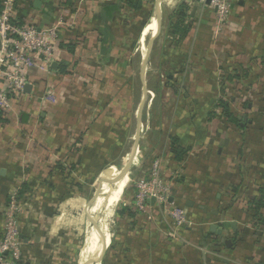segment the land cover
Here are the masks:
<instances>
[{
	"label": "crops",
	"instance_id": "crops-1",
	"mask_svg": "<svg viewBox=\"0 0 264 264\" xmlns=\"http://www.w3.org/2000/svg\"><path fill=\"white\" fill-rule=\"evenodd\" d=\"M172 1L159 6L160 32L146 64L155 81L149 87L145 73L143 111L149 107L147 136L162 152L171 137L189 148L181 163L169 154V168L177 171L171 202L186 210L191 225L174 239L165 236L172 228L170 216L154 201L129 228L116 209L108 231L107 213L120 202L133 175L109 186L100 183L98 205L90 215L94 195L77 194L53 170L80 140L83 149L74 161L83 191L108 165L97 182L118 176L113 169L127 155L124 145L143 127L136 117L140 69L157 32L155 0L149 14L131 11L121 0H71L63 8L57 0H17L21 23L37 29L63 23L55 69L27 71L30 87L0 122V238L7 197L20 189V261L87 264L99 257L104 242L101 264H264V207L251 203L264 197V0H231L228 21L219 30L207 5L191 6L193 27L179 43L165 36V23L177 4L188 0L169 6ZM164 3L169 11L162 15ZM241 69L249 72L246 78L226 80L237 124H224L213 110L221 94L220 75ZM168 72L177 93L160 84L153 92ZM246 91L250 98L243 100ZM49 92L55 103L43 104Z\"/></svg>",
	"mask_w": 264,
	"mask_h": 264
},
{
	"label": "built area",
	"instance_id": "built-area-1",
	"mask_svg": "<svg viewBox=\"0 0 264 264\" xmlns=\"http://www.w3.org/2000/svg\"><path fill=\"white\" fill-rule=\"evenodd\" d=\"M65 2L66 0H57L62 8L65 7ZM207 2L208 0H188L190 6L188 14H190L191 6L207 5L213 12L215 28L222 29L230 15L231 0ZM0 7V111L6 112L10 109L11 103L19 99L25 87L29 85L27 71L37 69L44 73L49 72L56 59L58 29L63 26V23L59 21L56 25L37 29L32 24L19 23L16 18L17 0H0ZM219 81L222 91L218 99L228 101L231 98L230 89L224 80L223 73ZM160 82L161 88H165L163 75L160 76ZM247 93L249 92L246 91L243 95V100L250 98ZM41 101L43 104L51 105L55 103V98L52 92H49L42 97ZM213 110L215 117L221 116L220 107L215 105ZM214 120L220 122L218 119ZM142 133L143 127L140 128L139 143L131 164L136 172L130 174L131 178L133 175L131 181L133 192L129 208L137 215L145 216L151 209V202L154 201L162 212L170 216L172 228L165 236L174 239L180 230L191 226L186 210L174 203L175 201L171 202L174 193L173 181L176 179L177 171L169 168V147L165 148L164 152L157 151L155 143L148 136L143 140ZM144 150H148V153H144L142 157ZM18 192L19 190L16 189L8 195L6 206L1 213L3 235L0 238V264H15L21 259L22 244L18 217L24 205L19 203ZM5 255L8 257L6 258Z\"/></svg>",
	"mask_w": 264,
	"mask_h": 264
},
{
	"label": "trees",
	"instance_id": "trees-1",
	"mask_svg": "<svg viewBox=\"0 0 264 264\" xmlns=\"http://www.w3.org/2000/svg\"><path fill=\"white\" fill-rule=\"evenodd\" d=\"M123 1V4L131 11L135 12H141L147 11L148 14L152 8L153 0H121ZM66 5L71 4V0H66L64 3ZM190 10L189 4H186L184 1H181L177 4L175 9L168 15L166 23H165V36H167L170 40L174 41L175 43H179L182 40H184L190 30L193 27V21H191V15L188 14V11ZM1 12V7H0ZM17 18V17H16ZM19 21V20H18ZM20 24H22L19 21ZM184 65L182 64L181 67ZM61 72H64V70H61ZM224 74V80L230 81L231 79H240V78H246L248 73L247 70H240L236 71L234 70L233 75L231 73L225 72ZM164 77V87L170 88L174 94L177 93L178 87H176L174 81L170 79L169 72L163 74ZM160 80L158 82L157 87H153V92H157L160 84ZM150 87V85H149ZM161 87V85H160ZM222 91V90H221ZM215 105L220 107V118L221 122L224 124H237V120L233 117V114L230 112L229 103L227 101H223L222 99H217ZM215 107V106H214ZM5 112L0 111V122H5L4 119H2V115ZM213 114V113H212ZM82 146L80 144V140L75 141L69 148L67 149V153L64 156L62 160H59L56 165H54V171L58 172L60 177L62 178L65 183L69 186H74V188L77 190V194H82V187L81 184L76 182L77 181V163L74 161L75 154H78L82 150ZM189 151V148H184L179 145V141L177 137H171L170 138V146H169V154L172 161L176 163H181L184 160L185 155ZM180 165V164H179ZM93 178V177H92ZM18 196L21 197L20 189H18ZM70 194V193H69ZM71 195V194H70ZM130 198V197H129ZM254 207H264V197L263 199H257L253 202ZM117 215L120 216V218L123 220V222H126V226L129 228L132 223H130L133 220H136L137 214L131 211V209L128 208H121L117 211ZM257 217V216H255ZM264 225V222L262 223ZM15 264H26L22 261H18Z\"/></svg>",
	"mask_w": 264,
	"mask_h": 264
},
{
	"label": "rangeland",
	"instance_id": "rangeland-1",
	"mask_svg": "<svg viewBox=\"0 0 264 264\" xmlns=\"http://www.w3.org/2000/svg\"><path fill=\"white\" fill-rule=\"evenodd\" d=\"M170 1H172V0H170ZM180 0H173L172 2H170V3H168V5L169 6H175L178 2H179ZM169 2V1H168ZM168 6L164 3L163 5H162V7H161V12H162V15H165V13L166 12H168L169 11V8H167ZM147 38V40H148V38H149V36H147L146 37ZM161 38V37H160ZM160 38H158L157 39V41L160 39ZM146 40V41H147ZM156 41V43H158ZM146 43V42H145ZM158 45H159V43H158ZM140 49V48H139ZM158 48L156 47V50H157ZM141 51V50H140ZM143 55L145 54V52H141ZM148 67H147V73H146V76H147V74H148V76H147V80H146V82H147V85H151L154 81H155V78L153 77V76H155V74H153V71H152V68H151V66H149V65H147ZM139 67H140V65H139ZM137 72H138V68H137ZM151 77H153V78H151ZM160 80V79H159ZM137 84H138V80H137ZM161 85V84H160ZM136 94H137V96H138V94H140L141 95V86L140 85H137V89H136ZM141 97V96H140ZM145 113V114H144ZM149 119H150V114H149V107H147L146 109H145V111H143V114H142V121H141V123H143V133H142V137H143V140H145L146 139V137H147V135L149 134V130H147V126H148V121H149ZM133 139H134V136L133 137H131L130 139H128V143L126 144V145H124V147H123V152H127L126 154L127 155H123L120 159L118 158V160L116 161V163H117V165H118V167H116L115 169H113L114 171H116V172H120V170H121V168L126 164V161H128V157H129V155H130V153H131V151H132V146H133ZM153 141V140H152ZM140 142H142V141H140ZM143 143H144V141H143ZM155 148H156V150L157 151H161V149H160V146H155ZM156 151V152H157ZM147 154L148 153V150H144L143 152H142V157H143V154ZM125 158V159H124ZM123 159H124V161H123ZM113 162V161H112ZM110 164V163H109ZM109 166L110 165H108V167H106V169L103 171L104 173H103V175L108 171V169H109ZM130 171H129V174H128V178L130 179V174L131 173H133V172H136L135 171V168H133L132 166H131V168L129 169ZM103 175H102V177H103ZM102 177H97L96 179L98 180V179H100V178H102ZM114 177H113V175L112 174H110V175H108L107 176V178H105V179H113ZM128 179V180H129ZM97 180L94 182V183H92V184H90L88 187H86V189H84V191L82 190V194H85V196H88V199H90L91 197H93V195L95 194L94 192H95V190H97L98 189V187L100 186V184H99V181L97 182ZM130 181V180H129ZM128 181V184H127V187H126V190H125V193H124V195H123V197H122V199L120 200V202L115 206V207H113V208H111L110 210H109V212L107 213V214H109V218H108V220H109V223H107V227H108V231L110 230L111 231V229H113V227H114V224H113V219H114V217H115V212L114 211H116V209H120V207H121V205H122V203L125 201V200H127V198H129L131 195H132V192H133V186H132V184H130V182ZM104 184H107V183H103V185ZM111 184V183H110ZM110 184H107L106 186H109ZM100 194V193H99ZM99 194H98V196H99ZM98 196H97V198H96V200H95V202L94 203H92V206H91V209L89 210V213H90V215H94V213H95V208H96V206L98 205ZM88 201V200H87ZM112 211H113V213H112ZM88 222L86 221L85 222V225H84V228H83V232H82V235H81V237H82V239H83V241H82V245L80 246V248L82 249L83 248V246H84V243H85V239H86V236H87V233H88Z\"/></svg>",
	"mask_w": 264,
	"mask_h": 264
},
{
	"label": "water",
	"instance_id": "water-1",
	"mask_svg": "<svg viewBox=\"0 0 264 264\" xmlns=\"http://www.w3.org/2000/svg\"><path fill=\"white\" fill-rule=\"evenodd\" d=\"M163 1H165V0H155L154 9H155V16H156L155 21H156V26H157V32L154 35V37H152L149 40V42H148V44L146 46L147 53H146L145 59L142 62L141 69H140V82H141V85H142V98H141V102H140V104L138 106V110L136 112L137 123L139 125H141L142 112L144 110L146 96H147V93H148L147 87H146V83H145L146 64H147V60H148V56H149V52L151 50L152 44H153L154 40L158 37L159 32H160L159 6H160V4ZM208 2H209V0H208ZM0 49H1V45H0ZM55 67H56V64L53 63L51 65V68L52 69H55ZM29 87H30V85H27L25 87V89H27ZM239 120L242 121V122H245L246 121V118H240ZM139 138H140V130L138 128L137 133H136V136H135V139H134V147H133V150L130 153V157H129L128 162L124 165L123 169L119 172V174H118L117 177H115L113 179L100 180L99 181V184L102 183V185H103V183H107V184L114 183L116 180L121 179V178H123V177H125V176L128 175V173L130 171L129 169L131 168L132 161H133V159L135 157V151H136V149L138 147ZM102 185H100L99 189L94 194V197L92 198L91 203L94 200H96V198H97V196H98V194H99V192H100V190L102 188ZM212 229H213V227H212ZM227 244H229V243H227ZM104 250H105V246H104V242H103V247H102V250H101V253H100L99 257H96V258H93V259L89 260V263H87V264H97V263L98 264H101V261H102L103 255H104Z\"/></svg>",
	"mask_w": 264,
	"mask_h": 264
}]
</instances>
